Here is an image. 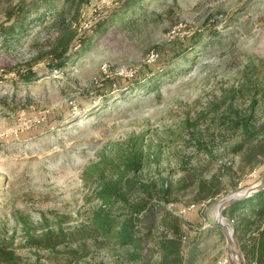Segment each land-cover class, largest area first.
Wrapping results in <instances>:
<instances>
[{
	"label": "rangeland",
	"instance_id": "rangeland-1",
	"mask_svg": "<svg viewBox=\"0 0 264 264\" xmlns=\"http://www.w3.org/2000/svg\"><path fill=\"white\" fill-rule=\"evenodd\" d=\"M120 1L92 0L73 27L90 33L89 23ZM214 31L220 34L212 38ZM45 37L40 32L39 43ZM202 41L211 42L203 48ZM40 48L0 46V236L15 253L42 264H142L91 228L101 203L94 171L135 142L144 155L137 177L172 184L169 196L156 193L152 203L178 217L186 264L228 256L217 210L264 183V151L251 155L247 142L236 152L241 136L212 120L226 104L212 105L234 93L226 103L253 113L254 143L264 140V0L156 1L126 30L94 36L63 71L48 72ZM151 51L157 56L148 61ZM28 69L38 78L21 82ZM191 175L218 193L197 200L196 184L184 186ZM50 231L53 239L66 235L54 251L43 248ZM146 249L144 256L156 255Z\"/></svg>",
	"mask_w": 264,
	"mask_h": 264
},
{
	"label": "trees",
	"instance_id": "trees-1",
	"mask_svg": "<svg viewBox=\"0 0 264 264\" xmlns=\"http://www.w3.org/2000/svg\"><path fill=\"white\" fill-rule=\"evenodd\" d=\"M156 1L164 0H121L109 15H101L89 23L90 33L85 30L80 35L73 24L78 21L81 8L90 5L92 0H1L4 21L0 24V46L10 48L26 42L30 46L41 47L39 51L45 50L40 58L48 57L47 71H63L68 63L76 60L82 51L92 45L94 36L103 35L112 26L126 30L135 22L137 14L146 12L147 7ZM40 32L46 35L43 43L38 41ZM219 34V31H214L210 36L215 38ZM216 41L220 40L216 38ZM209 42L202 41L199 46L206 47ZM190 61L191 58L186 60L187 63ZM37 78L38 74L28 69L20 74L19 80L27 83ZM235 97L234 93L226 94L220 102L214 103V110L226 105L212 120L218 123L215 126L241 136V140L233 145L236 152L241 151L248 142L250 154L256 156L263 153L264 140L254 143L258 132L253 123V113L241 114L233 107V101L226 103V99L232 100ZM255 104L253 100L251 106ZM143 160L142 147L132 142L124 155L117 160L103 162L104 165L94 171L93 190L101 202L92 216L94 236L113 239L120 246L130 249V260H139L142 264H186L188 256L184 253L183 244L185 235L178 217L152 203L156 193H161L163 197L169 196L172 192L169 186L172 184L139 179L135 172L142 168ZM211 183L212 186L216 185ZM192 184L198 188L197 200L218 193V189L206 187L204 179L193 175L184 186ZM154 208H159V212L156 213ZM223 215L232 222L247 264H264V190L231 203L224 208ZM216 230L223 235L219 226H216ZM92 231L90 236H93ZM56 235L57 239H53L51 231L45 232L43 248L54 251L65 241V233ZM200 236L198 233L191 252L198 248ZM144 249L157 256H144ZM0 264L42 263L25 261L15 253L10 242L0 236Z\"/></svg>",
	"mask_w": 264,
	"mask_h": 264
},
{
	"label": "water",
	"instance_id": "water-1",
	"mask_svg": "<svg viewBox=\"0 0 264 264\" xmlns=\"http://www.w3.org/2000/svg\"><path fill=\"white\" fill-rule=\"evenodd\" d=\"M261 190H264V183L242 190L238 194L222 202L217 210L215 225L219 226L225 235L228 257L231 264H247V262L234 229L223 220V210L236 200L245 198Z\"/></svg>",
	"mask_w": 264,
	"mask_h": 264
},
{
	"label": "built area",
	"instance_id": "built-area-1",
	"mask_svg": "<svg viewBox=\"0 0 264 264\" xmlns=\"http://www.w3.org/2000/svg\"><path fill=\"white\" fill-rule=\"evenodd\" d=\"M156 56H157V54L154 53L153 51H151V52L149 53L148 61H150V60H154ZM215 264H231V263H230L229 257L225 255V256L220 257V258L216 261Z\"/></svg>",
	"mask_w": 264,
	"mask_h": 264
}]
</instances>
